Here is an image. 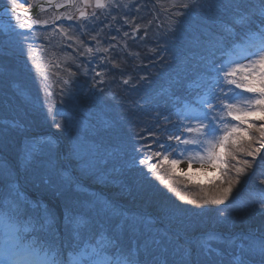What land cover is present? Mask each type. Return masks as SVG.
Wrapping results in <instances>:
<instances>
[{"label": "trees", "instance_id": "trees-1", "mask_svg": "<svg viewBox=\"0 0 264 264\" xmlns=\"http://www.w3.org/2000/svg\"><path fill=\"white\" fill-rule=\"evenodd\" d=\"M34 1L36 3L40 0ZM196 2L198 6L192 8L173 7L171 4L165 8L161 3L157 2L154 6L148 2V7L142 14L144 15L142 23L136 21L130 26L126 23L128 36L117 32L118 34H108L109 37H106L110 49L113 50L112 57L108 56L111 58L110 74L105 79L108 92L103 90V98L106 99L104 101L109 104L105 105L108 111H105L106 116L102 118L106 123L105 127L101 125L98 127L104 129L107 142L111 144L115 141L117 145L127 143L135 152L133 156L127 154L125 158L118 154L98 155L96 165L101 169L100 181L91 179V176L82 172L86 170H78L79 165L72 162L78 177L87 184H81L73 177V186L64 194H50L41 187H35L29 174H25L22 159L24 154L21 155L24 143L33 141L34 135L27 130L0 124V176L3 177L0 179V188L5 185V180H8L2 175L1 170L7 166L12 170L11 175L15 176L17 173L14 180H17L23 196L37 205L32 209L29 203L31 215L38 219L46 207L52 210L57 218L53 230L48 231L41 230L40 224L36 222L29 225L27 221L31 219L30 216L16 217L19 235L24 238L25 243L29 245L36 240V247L41 253L46 251L55 259L59 258L56 256V249L60 247L64 249L62 255L67 259V249L71 248L73 241L65 230V217L67 214H75L83 215L89 220L93 231L107 229L118 236L119 242L134 254L136 264H195L193 259L188 257L191 256L189 246L174 238L162 223L146 217L144 220L153 221L152 224L149 225L146 221L141 224L132 221L128 231L120 217L112 220L111 213L117 212L109 211L105 206L100 207L97 203L90 205L86 193L93 187L104 190L109 197L130 209L149 212L171 226L179 227L185 235L214 230L225 234L238 233L239 237L240 233L247 232L264 237V215L258 211V204L254 207L246 206L264 194V183L261 182L264 180V150H261L255 159L240 157L247 159L251 167H245L244 172L238 177L234 169L228 173L233 180L232 191L224 203L219 205L201 206L203 197L220 193L222 177L212 183L201 184L180 176L174 180L170 189L158 178L168 177L160 170L153 174L147 172L144 166H123L128 159L132 162L133 159L139 158L144 152L143 147L153 146L154 140L166 136L168 131L174 129L177 113L183 103L195 97L203 80L207 78L210 61L223 58V38L227 35L225 25L235 27L237 32H241L242 29L236 26L240 11H246L247 5H259L260 0H196ZM235 4L241 5V8L236 9ZM113 35L116 36L115 40L112 39ZM6 45L0 46V66H5L3 67L5 73H0V77L8 83L11 95L22 102L23 87L18 83L24 82L33 88V103L29 102L24 106L30 120L28 125L34 132L53 133L58 137L63 136L67 141L62 128L56 126L63 112L62 94L71 88H80V92L84 90L89 82V76L80 71L83 66L79 61H75L61 72L49 69L50 81L47 78L45 81L51 89L36 90V83L43 86L41 80L44 78L39 73L43 63L38 60L34 67L30 63L35 61L31 58L32 52L28 55L24 52L26 49L15 50L9 45L5 47ZM77 48L78 55L84 58L81 53L82 45H78ZM18 66L33 67L34 69L30 68L29 72L38 74H25ZM124 80H128L129 83L125 84ZM64 81L70 83L67 85ZM39 92L42 98L45 100L47 98L51 102L45 109L43 108L45 100L40 99ZM49 109L53 116L49 115ZM165 116L172 122L166 123ZM7 128L12 130L10 135L5 134ZM33 156L32 160L35 159V155ZM121 169L126 172L118 175ZM108 171L110 175L104 176V172ZM223 187L228 185L224 184ZM181 196L185 199L181 200ZM192 199L198 203L186 202ZM240 199H244V207L232 209L231 204ZM111 205L118 209L122 208L115 202ZM5 211L7 209L3 202H0V215ZM25 227H28L29 231H25ZM227 240L232 241L229 238ZM203 241L196 244L197 256L200 255L199 247ZM229 245V242L224 245L223 250L226 254L229 253ZM112 251L115 253L116 250ZM203 252L205 253L204 250ZM242 254L244 259L251 263V257L246 253ZM222 256L224 255H219ZM228 257L231 264H236L232 255ZM256 261L258 264V259ZM226 263L225 260L220 262Z\"/></svg>", "mask_w": 264, "mask_h": 264}, {"label": "snow or ice", "instance_id": "snow-or-ice-1", "mask_svg": "<svg viewBox=\"0 0 264 264\" xmlns=\"http://www.w3.org/2000/svg\"><path fill=\"white\" fill-rule=\"evenodd\" d=\"M22 3L28 4L29 0H22ZM83 3L88 4L89 0H83ZM75 4L76 0H70L67 6L72 7ZM96 6L107 7L101 4V0H96ZM196 6H198L196 0H181L179 4L175 3V0L173 2V7ZM17 7H19L17 0H10L7 11L18 17L21 14L16 12ZM234 7L240 9L241 5L235 4ZM245 7L247 10L240 11L236 21V26L242 31L237 32L232 26L225 28L227 35L223 38V58L210 61L208 76L203 80L195 97L184 102L178 111L174 129L166 134V140L170 143L159 142L157 150H151L149 146V152L143 159L138 160L149 173L156 174L158 169H165L168 178H158L170 189L177 170L186 180L189 179L188 173L194 170L193 165L198 166L197 171H220L222 173L220 193L203 197L201 206L224 203L232 191L233 180L228 173L234 169L238 177L244 172L245 167H251L247 159L240 157L255 159L261 150H264V0H260L259 5ZM80 14L85 15L84 12ZM66 18L74 19L71 14ZM16 26L21 29L25 27L19 22ZM61 31L66 34L63 26ZM124 35L129 34L125 32ZM68 39L73 38L69 36ZM112 39L115 40L116 36L113 35ZM77 42L83 44V41ZM109 50L106 48L105 52ZM87 51L92 52V48H87ZM104 58L109 59L107 56ZM64 83L67 84L68 81ZM124 83L128 84L129 81L124 80ZM237 89L241 91L237 92ZM164 119L166 123L172 122L167 116ZM56 126L61 127L60 124ZM38 150L39 144L33 145L27 159L31 160ZM181 164H185L186 169H181ZM0 179L3 177L0 176ZM9 180V191L3 198L7 211L0 215V227L4 228L12 247L6 242L5 246L0 248V264H136L134 254L119 242L118 236L107 229L93 231L91 222L83 215L67 214L65 217V230L73 241L71 248L67 249L66 260L48 258L46 251L41 253L36 247V240L24 246L22 243L24 238L19 235L16 217L30 216L31 219L27 221L29 225L36 222L40 224L41 230L48 231L53 230L57 218L55 213L46 207L38 219L32 216L28 205L31 203L32 209L37 205L23 196L10 175ZM64 182L70 184L72 181L70 177H65ZM261 182L264 183V180ZM224 184L228 187H223ZM180 199L184 200L185 197L181 196ZM186 202L198 203L195 199ZM256 204L259 205L260 214L264 215V195L246 206L254 207ZM24 230L29 231V228L25 227ZM20 248L25 249L23 253L17 251ZM113 249L116 250L115 253ZM63 251L64 249L57 247L56 256H61ZM241 252L252 258L251 264H257L255 259L257 257L258 264H264V239L251 242L247 248L241 249ZM239 264H250V261L242 257Z\"/></svg>", "mask_w": 264, "mask_h": 264}, {"label": "rangeland", "instance_id": "rangeland-1", "mask_svg": "<svg viewBox=\"0 0 264 264\" xmlns=\"http://www.w3.org/2000/svg\"><path fill=\"white\" fill-rule=\"evenodd\" d=\"M3 1L4 0H0V3ZM147 1L151 2L154 6H156L157 2L161 3L165 8L169 6L168 4L173 5L174 2V0H106L107 7L93 10L86 20L78 19L76 16H73L74 19L68 20L66 17L71 14V12H69L68 14L62 15V18L67 22L61 23L57 27L44 30H38L33 27L32 30L34 31L28 30L27 32L25 31V33L20 32L14 36V40L11 44L15 49L18 47L20 49H24V46L27 47L29 53H33L31 58L35 61L31 63H33L34 67L35 64L37 65V61L41 60L40 62L43 63L41 67L44 69L51 68L54 72H61L66 70L70 65H73L75 61L81 63V55H78V45H82V55L90 60H87V62L82 65L83 69L80 68L82 74L87 73L85 75L90 76V83H88L86 90L81 91L83 92L81 93L80 88H71V90L68 89V92L65 91L64 94H62L61 104L63 105V112L72 114L71 116H60L58 122L61 125L64 135L68 136L67 145H65V141L62 138L54 137L52 134L46 140L44 136L41 137L40 140L47 141V143H40L41 141L25 142L22 147L21 155L24 154L22 159L24 160L23 166L25 174H29L32 181L35 183V187H41L50 194H64L73 186V182L70 184L65 183L64 178L69 177L68 172L63 175L61 170L64 165H66V167H68L67 171L71 174V181L73 177L77 178L75 169L71 167L72 162L77 166L79 165L77 167L78 170H86L82 172L91 176V179L95 181H100L102 179L100 176L102 175L100 174L101 169H98L96 165L98 161L97 156H105L106 150H112V148H109L105 144L107 141L105 140L106 133L104 129L98 127L99 125L105 127L106 123L100 121V118L106 116L105 111L108 110L105 108V105L109 104V102L104 101L106 99L103 98V90H108L106 86L107 80L105 79L110 74L111 58L106 60L104 57H112L113 50L110 49V43L107 42L106 37H109L108 34H118L117 32H121V34L125 32L128 33L129 30L126 25L128 24L130 26L131 24L129 23L133 20H141L142 22V20H144V15H142L143 11L148 7ZM17 2L22 3V0H17ZM180 2L181 0H175L177 4ZM54 18L55 13L53 11H48L43 15L40 21H50ZM69 25H71V27H69ZM61 26L65 29L66 34L61 31ZM69 36L73 39L69 40ZM77 40L83 41V44L78 43ZM7 42L9 41L7 40ZM69 44H71V47H69ZM0 45L2 44L0 43ZM89 47L92 48V52L87 51ZM106 48L110 50L105 52ZM22 69L26 70L25 68ZM4 71L5 70L2 68L1 72L4 73ZM28 73L38 74L34 72ZM97 73H101V75H97ZM49 74H51V72L47 70L44 75L45 78L49 79L47 77ZM41 81H43V79ZM69 83L70 81H68L67 85ZM7 84L8 83L0 77V121L14 123L20 125V127L27 128L26 125L29 124L30 120H28V113L24 106L27 103L29 104V102L33 103V88L27 83H18L23 87L21 95L24 98H21V102L11 95L10 87ZM38 86L39 88H45L47 90L51 88L48 85L41 86L38 84ZM65 86L66 85H64V87ZM39 88L35 89L39 90ZM236 91L240 92L241 90L237 89ZM38 94H40V92ZM79 94H81V96ZM244 95L250 94L244 93ZM40 99L45 100V98H42L41 94ZM48 102L49 104L51 103L46 98V106H43L44 109L48 106ZM52 114L53 112L49 115L53 116ZM5 132L7 135L11 134L10 130H6ZM31 132H33V130ZM44 134H40V136ZM35 144H39V150L33 154L35 155V159H31V162H29L27 154ZM153 162H155V160ZM180 168L186 169V165L181 164ZM197 168V165H193L194 170L188 173L189 180L209 183L221 176L220 171H197ZM1 170H3L2 175L8 178V180H5L6 183L4 188L0 190V193H3V200L4 195H7L9 191V175L16 183L17 180L14 179L17 173H15V176L13 174L11 175L12 170L7 166H4ZM159 170L165 171V169ZM125 172L126 170L121 169L118 175L124 174ZM165 173L167 172L165 171ZM25 174L22 175V177H24ZM104 174V176L110 175L109 171L104 172ZM176 174L183 175L179 170H177ZM101 192L105 193V191ZM82 196L84 197L83 194ZM101 196V194H96L94 191L86 193V198L89 200L90 205L97 202L105 206V208L108 207V204ZM173 231L179 233V228ZM3 232H5L4 228ZM212 235L214 237L209 240V246L204 247V256L209 260H216L219 258V255L226 256L223 250L225 246L223 244L224 240L219 239L220 237H217L214 233H212ZM251 238L256 237L253 236ZM6 242L9 247H12L9 237L5 235L2 239V248L5 246ZM246 245H249V241L247 242L241 238L235 239V241L230 243V248H228L229 254L233 255L236 261L239 262L243 256L241 249ZM24 250L23 248L20 252L23 253ZM30 258L35 259L38 257Z\"/></svg>", "mask_w": 264, "mask_h": 264}, {"label": "water", "instance_id": "water-1", "mask_svg": "<svg viewBox=\"0 0 264 264\" xmlns=\"http://www.w3.org/2000/svg\"><path fill=\"white\" fill-rule=\"evenodd\" d=\"M70 3V0H69V2L68 3H66V4H63V5H65V7H67V5ZM44 5H46V6H55V1H43V2H41V3H39L37 6H36V8L35 9H32L31 11L32 12H37L38 11V9L37 8H39L40 6H44ZM62 8H64V7H60V9H62ZM27 11H23V13H26Z\"/></svg>", "mask_w": 264, "mask_h": 264}, {"label": "flooded vegetation", "instance_id": "flooded-vegetation-1", "mask_svg": "<svg viewBox=\"0 0 264 264\" xmlns=\"http://www.w3.org/2000/svg\"><path fill=\"white\" fill-rule=\"evenodd\" d=\"M90 2H92V0H90ZM91 5V4H90ZM90 5L86 8V9H88V10H91V8L92 7H90ZM80 5H76L75 6V10H74V13L75 14H77L78 12H79V10H80V7H79Z\"/></svg>", "mask_w": 264, "mask_h": 264}]
</instances>
